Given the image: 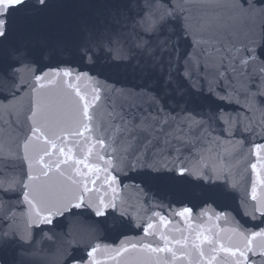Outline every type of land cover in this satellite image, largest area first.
Instances as JSON below:
<instances>
[{"label": "snow or ice", "instance_id": "1", "mask_svg": "<svg viewBox=\"0 0 264 264\" xmlns=\"http://www.w3.org/2000/svg\"><path fill=\"white\" fill-rule=\"evenodd\" d=\"M217 6L227 8L232 19L264 17V0H228ZM138 7L139 11L132 16L127 14L126 0H0V96L4 101L10 96L15 99L19 91L17 84L24 75H29L34 85L30 114L26 117L31 122L30 134L18 146L14 157H0L10 161L0 170V176L5 178L0 191L6 194L19 189L17 194L29 209V227L55 226L63 219L72 218L63 237L49 228L48 239L61 242L57 264H101L97 259L99 244H87L86 254L81 256L76 255L74 244L78 237L95 235L99 228L114 233L126 229L123 218L126 213L117 212L116 199L120 175L125 170L144 169L140 178L145 185L177 197L196 198L202 204L226 202L231 196L230 189L235 188L226 180L220 182L222 169L209 170L199 162L185 163L180 148H176L177 156L171 166L167 160L148 162L147 153L155 148L151 140H147L134 160L115 150L108 152V142L100 134L104 128H97L94 123L93 109L101 99L100 89H93L89 99L73 81L92 80V73L103 75L105 66L100 64L103 54L107 61L127 59L130 63L137 59L135 71L143 76L142 87L158 90L160 81L149 72V63H155L161 48H167L173 36L180 37L189 31L170 0H146ZM129 28L133 34L142 33L150 39L163 36L164 40L153 51H148L151 45L137 44L136 48L142 51L134 54L125 43L124 32ZM235 51L236 56L229 58L239 57L246 67L260 69L252 78L255 92L246 88L243 93L246 104L249 107L264 104V33L259 39H250L243 48V56L239 49ZM144 52L147 60L140 59ZM65 53L71 59H62ZM188 63L191 65V60ZM73 65L86 66L88 71H77ZM257 80L261 83L257 84ZM227 123H232L230 118ZM252 148L257 159L251 165L252 170L256 171L258 165L264 169V143H254ZM132 154L135 156V150ZM15 159L20 161L19 174L5 175L8 170L16 171V165L11 163ZM101 178L106 186L104 194L96 187ZM259 183L264 186V177ZM108 190L113 193L111 197ZM251 199L257 202L255 211L264 217V199L258 198L255 183ZM86 214L95 218L87 226L79 219ZM156 215L159 225L147 223L144 232L146 236H155L163 227L165 231H159L158 236L161 243L132 244L131 250L142 255L125 264H176L181 257L189 258V264H255L250 257L257 255L264 264V228L250 233L233 229L234 238H228L225 243L213 229L190 223L188 207L176 213L187 225V234L185 229H172L180 234L178 237L167 232L172 221L159 213ZM32 243L34 240L27 231H0V264H9L7 255L17 244L30 247ZM129 251L121 248L115 255Z\"/></svg>", "mask_w": 264, "mask_h": 264}, {"label": "water", "instance_id": "2", "mask_svg": "<svg viewBox=\"0 0 264 264\" xmlns=\"http://www.w3.org/2000/svg\"><path fill=\"white\" fill-rule=\"evenodd\" d=\"M126 2L127 14L135 16L139 11L138 5L143 6L146 0ZM227 2L170 0L177 14L186 21L189 31L180 37L173 36L167 48H161L155 63H149V72L154 73L160 81L158 90L142 87L143 76L135 71L137 59L130 63L127 59L123 62L107 61L103 54L100 59V64L105 66L103 75L92 73V80L73 81L89 99L94 94L93 89H100L101 99L93 111L95 126H103L104 132L100 134L104 138L132 129L173 122L229 125V118L232 121L230 125L264 134V104L249 107L243 94L246 88L255 92L251 87L252 78L259 74L260 69L256 66L246 67L239 57L236 60L229 58L236 56V49L243 56V48L250 39H259L260 34L264 33V17L256 15L247 20L232 19L227 8L217 6ZM124 35L127 37L126 46L131 47L134 54L142 51L136 48L137 44L151 45L148 51H153L164 40L163 36L150 39L142 33L133 34L130 28ZM147 58V52L140 57L143 60ZM62 59H71V56L65 53ZM73 67L77 71H88L86 66ZM256 83L260 84L261 81L257 80ZM33 86L31 77L24 75L17 84L19 91L15 99L10 96L8 101H4L0 96V157H14L19 151L18 146L30 134L31 122L26 117L30 114ZM13 104L15 108L11 107ZM8 163L9 160L0 159V170H4ZM11 163L16 165V171L8 170L5 175H18L19 159ZM4 180L0 176V184ZM17 192L18 188L6 194L0 191V207Z\"/></svg>", "mask_w": 264, "mask_h": 264}]
</instances>
